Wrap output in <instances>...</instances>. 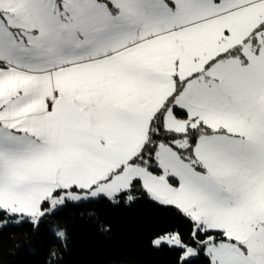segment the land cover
<instances>
[{"label":"snow or ice","instance_id":"6c2138e0","mask_svg":"<svg viewBox=\"0 0 264 264\" xmlns=\"http://www.w3.org/2000/svg\"><path fill=\"white\" fill-rule=\"evenodd\" d=\"M144 199L171 264H264V0H0V232L61 264L65 209Z\"/></svg>","mask_w":264,"mask_h":264},{"label":"trees","instance_id":"16d2710c","mask_svg":"<svg viewBox=\"0 0 264 264\" xmlns=\"http://www.w3.org/2000/svg\"><path fill=\"white\" fill-rule=\"evenodd\" d=\"M89 211L96 213L90 217ZM55 222L67 230L61 264H171L165 248L156 249L150 240L174 218L164 208L144 199L131 206L102 202L65 209ZM101 225L110 226L103 231ZM31 225L0 232V264H45L52 239L43 226L33 240Z\"/></svg>","mask_w":264,"mask_h":264}]
</instances>
